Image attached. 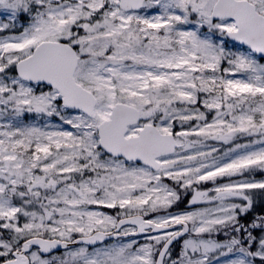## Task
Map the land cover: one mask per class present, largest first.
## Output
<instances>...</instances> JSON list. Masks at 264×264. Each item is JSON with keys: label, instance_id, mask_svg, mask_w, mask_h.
Wrapping results in <instances>:
<instances>
[{"label": "snow or ice", "instance_id": "obj_1", "mask_svg": "<svg viewBox=\"0 0 264 264\" xmlns=\"http://www.w3.org/2000/svg\"><path fill=\"white\" fill-rule=\"evenodd\" d=\"M0 264H264V0H0Z\"/></svg>", "mask_w": 264, "mask_h": 264}, {"label": "rangeland", "instance_id": "obj_2", "mask_svg": "<svg viewBox=\"0 0 264 264\" xmlns=\"http://www.w3.org/2000/svg\"><path fill=\"white\" fill-rule=\"evenodd\" d=\"M181 207H184V205H181Z\"/></svg>", "mask_w": 264, "mask_h": 264}]
</instances>
